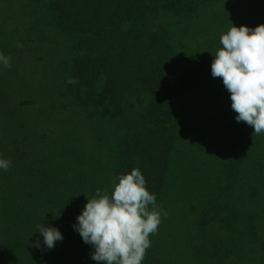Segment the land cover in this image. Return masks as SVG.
Masks as SVG:
<instances>
[{"label":"rangeland","instance_id":"obj_1","mask_svg":"<svg viewBox=\"0 0 264 264\" xmlns=\"http://www.w3.org/2000/svg\"><path fill=\"white\" fill-rule=\"evenodd\" d=\"M43 7L38 0H0V52L12 63L10 69L0 64V158L12 164L0 169L2 222L26 192L21 181H42L28 190L54 202L36 217L44 211L47 223L55 216L63 224L76 219L97 189L110 194L117 177L114 127L83 120L65 106L73 99L60 96L71 75L70 38L51 28ZM231 24H264V0L207 1L173 32L171 42L188 51L178 58L177 75L195 72L200 60L205 66L171 105L179 114L193 111L192 127L180 137L182 154L172 157L156 197L168 215L150 235L141 264H264V134L236 121L229 92L211 74ZM80 243L65 241L46 253L44 264H97L93 247Z\"/></svg>","mask_w":264,"mask_h":264},{"label":"trees","instance_id":"obj_2","mask_svg":"<svg viewBox=\"0 0 264 264\" xmlns=\"http://www.w3.org/2000/svg\"><path fill=\"white\" fill-rule=\"evenodd\" d=\"M38 1L43 2L51 28L70 38V77L78 83L67 84L65 93L60 92L64 99H73V104L65 106L85 121L114 127L119 155L116 176L139 168L147 190L157 197L167 181L172 157L182 154L180 137L192 127L193 111L182 109L179 114L171 105L177 95H186L205 66L200 60L195 72L177 75L178 58L186 57L188 51L187 44L171 42L177 39L173 32L210 0ZM166 18L175 22H163ZM21 182L26 192L12 207V217L0 221V264H44L46 253L62 248L65 241L73 239L81 245L72 216L63 224L55 216L47 223L44 211V216L36 217V212L54 202L28 190L42 181L33 177ZM17 212L21 215L13 218ZM40 223L57 228L63 236L50 250L39 231H34ZM36 240L39 249L32 246Z\"/></svg>","mask_w":264,"mask_h":264},{"label":"clouds","instance_id":"obj_3","mask_svg":"<svg viewBox=\"0 0 264 264\" xmlns=\"http://www.w3.org/2000/svg\"><path fill=\"white\" fill-rule=\"evenodd\" d=\"M220 44L211 74L222 79L229 92L236 121L251 126L256 135L264 134V24L254 28L232 25L221 35ZM0 64L10 69L11 57L0 52ZM66 83L75 84L78 79L70 77ZM11 166L10 160L0 158V169L8 171ZM146 185L141 170L134 167L113 178L110 194L97 189L96 195L87 199L73 227L84 243L93 247L91 258L97 264H141L144 260L151 247L150 235L157 234L162 218L168 215ZM37 230L46 249L63 239L55 227L40 223ZM32 246L39 249L40 241Z\"/></svg>","mask_w":264,"mask_h":264}]
</instances>
